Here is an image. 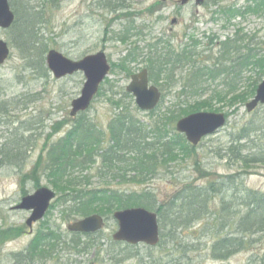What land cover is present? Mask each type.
<instances>
[{"label":"rangeland","instance_id":"rangeland-1","mask_svg":"<svg viewBox=\"0 0 264 264\" xmlns=\"http://www.w3.org/2000/svg\"><path fill=\"white\" fill-rule=\"evenodd\" d=\"M51 1L53 4H48L47 0H10L9 3L15 18L16 15L21 17L24 12L26 20L28 13L41 12L46 23L39 28V41L46 45L48 50L53 49L71 61L78 60L84 55L103 52L112 67L124 60L128 52L138 47L142 54L141 58L137 57L136 63L128 65L132 74H137L147 69L145 59L151 47L154 50L150 54L156 51L158 54L163 48L169 46L179 52L184 45H190V41L187 42L188 37L194 36L198 40L194 51L197 55L196 67H211L212 63L217 62L218 68L222 66L228 68L232 64L228 60L222 61L221 43L226 39L234 38L237 30L240 31V36H243L244 44L248 42L264 58V14L263 16L246 15L242 19L232 20L231 25L228 26L226 22L220 20L221 15L218 13L220 7L241 8L244 6V0H220L219 7H214L211 0L198 7L193 3L181 7L179 0H124L126 9L123 13H109L102 10L98 5L103 0ZM173 20L174 23H172ZM133 27L134 30H130ZM127 30H130V38L124 44L118 40V36L125 34ZM12 37V29L7 31L0 29V40L9 44L10 47L9 58L0 66V107L3 102L8 104L5 107L8 114L5 116L0 114V162L3 161V150L8 151L13 147L22 148V161H19L18 167L14 166V168L4 163L0 166V229L6 231L12 228L14 232L12 236L1 238L0 264H16L14 257L26 254L31 241L36 238L39 231L45 228L46 225H43V222L47 221L48 227L57 232L69 234L66 228L75 220L65 221L61 216V210L52 211L47 219L33 226L32 231L28 233L29 229L25 221L29 213L15 211L13 207L25 194H33L36 191L37 182L39 187L51 189L46 176L40 173V169H35V163L39 155H44L47 146L63 138L66 131L73 125L76 118H71L69 114L71 102L80 96V90L85 82L83 75L79 73L57 80L48 71V75L45 76L39 70L30 67L28 59H24L16 45L12 44ZM190 66L176 70L172 81L170 80L168 85L160 88L165 94L161 98V110L171 109L175 104L192 103L199 99L194 95L192 98H180L176 94L182 88L181 77L183 78L184 74L190 71ZM44 68H46V62ZM244 74V81L239 89L256 77V73L253 72ZM247 77L249 81L245 79ZM220 79V81L223 80V78ZM263 79L264 77L261 81ZM107 80L109 83L101 88L104 95L96 96L86 111V117L98 124L103 131H106L108 122L114 114L113 106L108 99L118 100L130 81L129 77L118 69H111ZM219 80L215 81L213 86L211 84L210 90L222 89V87H216ZM166 91L169 92L165 93ZM212 107L220 109L221 112L218 113L227 117L224 129L205 137L195 147L193 153L182 156L181 160L172 164L168 170H161L157 177L143 186H129L116 184V182L109 185L128 192L148 189L156 196V204L164 206L177 191L187 185L207 187L209 183L228 181L230 177H233L231 181L235 184L226 188L222 196L232 197L236 193L246 191L264 196V163L245 165L242 159V156L247 157L249 154L258 152V149L264 145L262 142L264 137H261L260 133L253 134L251 139L254 142L240 144L244 148L242 151L234 149L236 145L233 143V136L237 130L246 126L247 123L252 122L254 127H261L264 122V105L257 107L252 113H247L243 105L230 109L213 101ZM146 116L145 113L139 112L137 117L139 120L147 121ZM57 123L68 124L55 133L52 128ZM93 173H95L94 169L90 171V175ZM105 183L106 179L92 177L89 187L97 188L104 186ZM222 196L212 197L208 201L209 212L215 214L212 218L220 216ZM243 214L244 210L240 215ZM105 219L106 223L102 231L92 236L96 240L95 247L85 255L72 256L70 263L114 264L109 259L121 253L125 245L112 242L111 236L117 230V225L113 218ZM209 221L211 220H200L187 229H180L174 245L168 243L166 238L152 251L143 246H137L141 264H152L150 260L158 261L160 264H175L178 259H182L179 264L264 263V234L253 236L255 242L252 246L232 254L226 261L220 262L213 259L209 253L211 244L224 238L226 234L225 232L218 235L208 234L206 224ZM165 227L163 235L170 232L168 223ZM86 240L84 237L81 238V241L86 242ZM179 243L187 247L194 245L192 246L194 248L177 249L175 245ZM184 251V257L180 258ZM61 262L64 263L65 260ZM137 262L139 260L135 258V260L129 259L125 264H137Z\"/></svg>","mask_w":264,"mask_h":264},{"label":"trees","instance_id":"trees-1","mask_svg":"<svg viewBox=\"0 0 264 264\" xmlns=\"http://www.w3.org/2000/svg\"><path fill=\"white\" fill-rule=\"evenodd\" d=\"M211 1L214 7H219L220 0ZM47 2L53 4L51 0ZM244 2L241 8L220 7L218 10L221 15L220 20L226 22L228 26L231 25L232 20L242 19L246 15L263 16L264 0H244ZM98 6L109 13H123L126 9L124 0H103ZM24 16V12L21 17L16 15L15 23L10 28L13 31L11 42L16 45L21 56L28 59L30 67H34L47 76L44 56L48 48L38 39L39 28L43 27L46 21L41 12L28 13L26 20ZM130 30H134V27ZM130 30L118 36L121 43L126 44L130 38ZM236 32L234 38L226 39L221 43L222 61L228 60L232 64L228 68L225 66L218 68L217 62L212 63L211 67H196L197 55L194 51L198 40L194 36L188 37L187 42L190 41V45H184L179 52L169 46L163 48V51L161 50L158 54L156 50L150 54L154 49L149 47L145 62L150 82L162 89L174 78L173 74L176 70L191 64L190 71L186 72L183 78L181 77L182 88L176 94L180 98H192L194 95L199 98L198 100L182 105L175 104L171 109L164 111L161 110L160 102L153 111L146 114L148 120L142 121L137 117L140 111L135 107L131 95L122 91L118 100L108 99L113 106L114 114L108 122L106 131L86 117V112L78 114L65 136L49 144L44 155H39L35 163V169H40V173L46 176L49 186L56 195L45 219L55 209L61 210V216L65 221H70V219L78 220L92 214L108 218L114 211L133 207L145 208L158 216L161 239L157 247L166 238L168 243L174 245L180 229H187L204 219L211 220L206 224L208 234L218 235L224 232L226 234L224 238L211 244L209 253L213 259L220 262L226 261L232 254L252 246L255 242L253 236L264 234V196L252 191L236 193L232 197L222 196L226 188L234 186V181H231L233 177L228 178V181L209 183L207 187L187 185L177 191L165 206L157 205L156 196L148 189L128 192L109 185L116 182V184L129 186H143L157 177L161 170H168L172 164L181 160L182 156L193 153L195 147H191L174 129L175 124L182 117L199 112H221L220 109L212 107L213 101L232 109L235 106H244L255 96L256 89L264 77L263 58L248 42L244 44L240 31ZM141 56L140 50L136 47L132 52H128L126 58L119 64L112 65L111 69H118L129 77L132 72L128 65L136 63L137 57L141 58ZM249 72L256 73L255 79L245 78L250 81L245 87L239 89L244 81V73ZM220 78L223 80L220 81ZM218 80L216 87H222V89L210 90L211 84L213 86ZM108 83L109 80L106 78L96 96L104 95L101 88ZM167 92L169 91L165 93ZM204 96L207 97L204 98ZM6 105L8 104L3 102L0 107V114L4 116L8 114ZM67 124L57 123L52 130L58 133ZM255 133H260V136L264 137V122L260 128L254 127L252 122H249L237 130L233 136V143L236 145L234 149L242 151L244 149L240 145L242 142H254L251 136ZM252 144L255 145V143ZM21 150V147L3 150V161L0 162V166L4 163L13 168L18 167V162L22 161ZM258 150L247 157L241 155L245 165L264 163V145ZM93 169L95 173L90 175ZM92 177L106 179L105 185L97 188L89 187ZM36 188H39V182L35 184ZM218 195L222 196L220 216L212 218L215 214L209 212L208 201ZM242 210L244 214L240 215ZM212 219L215 220L212 221ZM166 223L170 227V232L163 235ZM43 225H46L45 228L39 231L26 254L14 257L16 264H73L70 263L72 256L85 255L96 245V240L90 236L57 232L48 227L47 221L43 222ZM13 233L12 228L6 231L0 229V241L1 238L12 236ZM82 237L87 239L86 242L81 241ZM175 246L177 249L185 250L189 247L194 248L192 247L194 245L187 247L181 243ZM146 248L149 251L154 250ZM184 254L185 251L180 258H183ZM135 258L139 260L137 264H141L136 246L134 248L125 245L124 250L112 256L109 261L114 264H125L129 259L135 260ZM181 260L178 259L175 264H179ZM150 261L152 264H160L158 261Z\"/></svg>","mask_w":264,"mask_h":264},{"label":"water","instance_id":"water-1","mask_svg":"<svg viewBox=\"0 0 264 264\" xmlns=\"http://www.w3.org/2000/svg\"><path fill=\"white\" fill-rule=\"evenodd\" d=\"M194 1L196 6L202 5L204 0H180L181 5ZM14 23V14L9 9V0H0V29L8 30ZM9 49L7 43L0 40V66L7 60ZM48 71L55 79H62L65 76H72L74 73H82L85 83L80 90V96L71 103L70 116L75 117L79 112H85L89 108L91 101L98 93L100 84L109 73V65L103 53L94 54V56H85L79 61H71L63 54L51 50L45 59ZM130 82L125 90L131 94L135 106L138 110L150 112L160 102L158 89L149 85L147 71L143 70L130 77ZM264 105V80L256 89L255 97L246 104L248 113L252 112L258 106ZM225 124V117L217 113H193L183 117L175 125L177 133L184 135L185 139L193 147L198 145L205 136L213 135ZM55 198L50 189L39 188L32 194L22 198L15 210L31 212L27 219V227L41 220L46 214L50 202ZM117 221V231L113 234L112 240L125 242L135 246V244H146L155 246L159 241V227L157 216L146 209L133 208L118 211L113 214ZM104 220L97 215H91L74 222L67 227V231L74 233L92 234L102 230Z\"/></svg>","mask_w":264,"mask_h":264}]
</instances>
